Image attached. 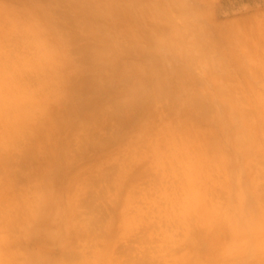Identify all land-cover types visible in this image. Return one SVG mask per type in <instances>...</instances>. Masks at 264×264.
Here are the masks:
<instances>
[{
    "label": "rangeland",
    "instance_id": "1",
    "mask_svg": "<svg viewBox=\"0 0 264 264\" xmlns=\"http://www.w3.org/2000/svg\"><path fill=\"white\" fill-rule=\"evenodd\" d=\"M220 8L0 0V264H264V3Z\"/></svg>",
    "mask_w": 264,
    "mask_h": 264
},
{
    "label": "trees",
    "instance_id": "2",
    "mask_svg": "<svg viewBox=\"0 0 264 264\" xmlns=\"http://www.w3.org/2000/svg\"><path fill=\"white\" fill-rule=\"evenodd\" d=\"M264 0H220L221 13H230L239 9L242 5L262 4Z\"/></svg>",
    "mask_w": 264,
    "mask_h": 264
},
{
    "label": "bare ground",
    "instance_id": "3",
    "mask_svg": "<svg viewBox=\"0 0 264 264\" xmlns=\"http://www.w3.org/2000/svg\"><path fill=\"white\" fill-rule=\"evenodd\" d=\"M204 70V69H203ZM4 260V259H3Z\"/></svg>",
    "mask_w": 264,
    "mask_h": 264
}]
</instances>
